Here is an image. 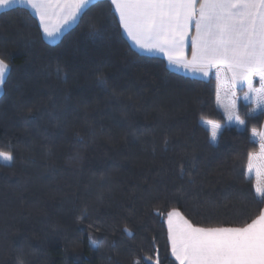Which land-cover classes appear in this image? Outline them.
<instances>
[{
  "label": "trees",
  "instance_id": "16d2710c",
  "mask_svg": "<svg viewBox=\"0 0 264 264\" xmlns=\"http://www.w3.org/2000/svg\"><path fill=\"white\" fill-rule=\"evenodd\" d=\"M92 24L106 28V45L90 38ZM38 26L24 6L0 12V59L11 65L0 151L15 156L0 160V264H178L169 211L201 226H241L264 208L249 195L264 160L248 171L264 116L246 87L236 90L246 121L237 126L219 107L212 72L190 77L137 51L108 0L55 43ZM208 120L221 124L215 141Z\"/></svg>",
  "mask_w": 264,
  "mask_h": 264
},
{
  "label": "snow or ice",
  "instance_id": "6c2138e0",
  "mask_svg": "<svg viewBox=\"0 0 264 264\" xmlns=\"http://www.w3.org/2000/svg\"><path fill=\"white\" fill-rule=\"evenodd\" d=\"M97 3L98 0H0V11L29 6L39 18L42 40L51 43ZM108 3L109 12L114 8L118 14V27L138 48L163 53L170 64L205 77L212 72L217 82L218 103L221 90L228 89V103H221L228 122L246 125L237 111V88H247L244 98L254 101L258 115L264 116V0H108ZM106 32L102 25L89 26L90 38L101 46L108 42ZM189 50L190 59L186 54ZM56 73L57 79L67 83L59 68ZM10 74L11 65L0 59V86ZM97 87L109 91L102 74L97 76ZM205 123L215 141L221 124L211 120ZM252 136H259L261 142L259 157L248 155L250 175L253 161L264 160V133L258 134L253 129ZM0 160L11 164L15 156L12 151H0ZM255 174V191L249 195L257 204H264V165ZM184 175L181 168L180 178ZM189 183L195 181L190 179ZM167 227L171 255L178 264H264V208L241 226H201L173 209L167 213ZM88 238L94 250L99 251V241L91 234ZM155 264H160L159 259Z\"/></svg>",
  "mask_w": 264,
  "mask_h": 264
},
{
  "label": "crops",
  "instance_id": "0c3cea01",
  "mask_svg": "<svg viewBox=\"0 0 264 264\" xmlns=\"http://www.w3.org/2000/svg\"><path fill=\"white\" fill-rule=\"evenodd\" d=\"M18 6H19V5H18ZM23 6L26 7V8H28V9H29V10L35 15L33 9H31V8H30L29 6H27V5H23ZM0 12H1V11H0ZM116 15H117V17H118V14H116ZM35 16H36V15H35ZM36 17H37V19H38V21H39L38 16H36ZM118 19H119V18H118ZM77 22H78V21H77ZM77 22H75V23H73V24H71V25L65 27L64 30L62 31V33L57 37V39H56L54 42H51V43H55V42H57L58 40H60L61 37H62L67 31H69L71 28H73V27L76 25ZM121 28H122V27H121ZM122 31H123L124 35L126 36V38L128 39L129 43H130V44H131V45H132L137 51H139L140 53L145 54V55H149V56H159V57L164 58V59L166 60V62L168 63V66H169L172 70H174V71H176V72H179V73H182V74H185V75H187V76L194 77V78H199V79H208V78L210 77L211 72L209 73V76L205 77L202 73H199V72H192L191 70L185 69V68H183V67H180V66H177V65H174V64H170V63L168 62V60H167V57H166L163 53H160V52H147V51H145V50H143V49L138 48V47L134 44V42H133V41L127 36V34L124 32L123 28H122ZM186 54H187L188 58L190 59V58H191V52H190V50L187 51ZM2 88H3V85L0 86V94L2 93ZM238 89H239V88H238Z\"/></svg>",
  "mask_w": 264,
  "mask_h": 264
},
{
  "label": "rangeland",
  "instance_id": "374dc122",
  "mask_svg": "<svg viewBox=\"0 0 264 264\" xmlns=\"http://www.w3.org/2000/svg\"><path fill=\"white\" fill-rule=\"evenodd\" d=\"M236 90H238V88ZM222 91L223 90H221V92H220L221 102L218 103V104H219L220 109L223 111V108L221 107V103L227 104L228 103V98L226 97L227 91H225V92H222ZM236 95H237V97H239L237 91H236ZM237 102H238V99L236 100V106H237ZM1 161H3V160H1Z\"/></svg>",
  "mask_w": 264,
  "mask_h": 264
},
{
  "label": "water",
  "instance_id": "95a60500",
  "mask_svg": "<svg viewBox=\"0 0 264 264\" xmlns=\"http://www.w3.org/2000/svg\"><path fill=\"white\" fill-rule=\"evenodd\" d=\"M157 259H158V258H157ZM157 259H156V260H157ZM155 262H156V261H154V262H151V264H155Z\"/></svg>",
  "mask_w": 264,
  "mask_h": 264
}]
</instances>
